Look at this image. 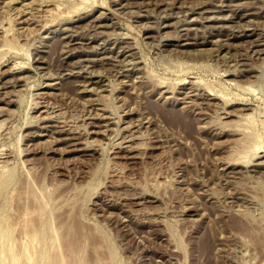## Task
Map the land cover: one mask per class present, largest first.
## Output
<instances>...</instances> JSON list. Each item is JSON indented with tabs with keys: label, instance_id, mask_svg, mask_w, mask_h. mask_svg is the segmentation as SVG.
<instances>
[{
	"label": "rangeland",
	"instance_id": "374dc122",
	"mask_svg": "<svg viewBox=\"0 0 264 264\" xmlns=\"http://www.w3.org/2000/svg\"><path fill=\"white\" fill-rule=\"evenodd\" d=\"M86 1L0 0V232L43 204L85 264H264V0Z\"/></svg>",
	"mask_w": 264,
	"mask_h": 264
},
{
	"label": "bare ground",
	"instance_id": "6f19581e",
	"mask_svg": "<svg viewBox=\"0 0 264 264\" xmlns=\"http://www.w3.org/2000/svg\"><path fill=\"white\" fill-rule=\"evenodd\" d=\"M85 1L86 0H81V3L82 2H84L85 3ZM89 1V0H88ZM80 2V1H79ZM61 4V3H60ZM85 4H87V1H86V3ZM84 4V5H85ZM56 5H58V7L59 8H57V10H61V8L60 7H62L61 5L59 6V3L57 4L56 3ZM79 5H80V3H79ZM79 5H77V6H73V7H71V9H72V13H73V11H79V7H82L81 5L79 6ZM54 6V5H53ZM68 6H71V5H68ZM67 9V8H66ZM69 9V8H68ZM80 10H81V8H80ZM51 11V10H50ZM50 11H49V13H50ZM52 12V11H51ZM54 12V11H53ZM52 12V13H53ZM68 12V11H67ZM66 12V13H67ZM70 12V11H69ZM80 12V11H79ZM57 13V12H56ZM55 13V14H56ZM58 14V13H57ZM69 14V13H68ZM71 14V13H70ZM50 15H52V14H50ZM212 18H213V15H212ZM211 18V19H212ZM219 17H217V19H218ZM223 18V17H222ZM220 20V19H219ZM215 21V20H214ZM227 21V20H226ZM219 22V21H218ZM1 25H3V24H1ZM0 25V26H1ZM10 25H11V23H10ZM5 27V26H4ZM4 27H2L3 29H1V30H3L4 31V43H5V46H7V47H11L12 46V48L15 46V45H13L14 43V41H12V40H9L8 38H7V31L8 30H10V29H8V28H4ZM10 27V26H9ZM167 27V26H166ZM1 28V27H0ZM12 28V27H11ZM0 30V32H2ZM12 30H10V32H11ZM9 32V33H10ZM8 33V34H9ZM246 33V32H245ZM1 34V33H0ZM244 35V34H243ZM241 37V36H240ZM236 38V37H235ZM0 39H1V37H0ZM2 40V41H3ZM189 40H191V39H189ZM192 41V40H191ZM197 41V40H196ZM185 41H182V43H184ZM199 42V41H198ZM197 42V43H198ZM181 43V44H182ZM178 44V43H177ZM176 44V45H177ZM195 43H186V44H182L181 46H184V47H189V46H192V45H194ZM204 44H206V43H204V42H202L201 43V45H204ZM178 47V46H177ZM205 47V46H204ZM180 48V47H179ZM184 49V48H183ZM199 50V49H198ZM185 51V50H184ZM183 51V52H184ZM207 51V50H206ZM188 52H190V51H188ZM201 52H202V50H201ZM204 52V51H203ZM202 52V53H203ZM5 73V72H4ZM25 73V72H24ZM2 74V73H1ZM16 75V74H15ZM25 75V74H24ZM3 76H5V75H3ZM22 77V76H21ZM20 80V79H19ZM8 81V80H7ZM18 81V80H17ZM23 81V80H22ZM25 81V80H24ZM11 82V81H10ZM16 82V81H15ZM26 82V81H25ZM2 83V82H1ZM12 83V82H11ZM10 83V84H11ZM24 83V82H23ZM48 85V84H47ZM10 86V85H9ZM49 86H51V85H49ZM13 87V86H12ZM15 87V86H14ZM50 88V87H49ZM40 94V93H39ZM11 96V95H10ZM6 101V100H5ZM243 110V109H242ZM239 114V113H238ZM173 115V117H179L180 118V114L179 113H177V112H172V114H171V116ZM237 115V114H236ZM241 115H242V117L241 118H243V120L245 121H251V119H250V116L252 117V115L250 114V115H245L244 113L242 114L241 113ZM239 117V118H240ZM242 121V120H241ZM246 123V122H245ZM245 123H243V124H245ZM242 124V125H243ZM250 124V123H249ZM241 125V126H242ZM246 125H247V123H246ZM35 126V125H34ZM248 126H250V125H247V127ZM41 127V126H40ZM246 126H245V128H247ZM44 128V127H43ZM40 134V133H39ZM71 140V139H70ZM247 140V138L245 139V141ZM241 141H243L244 143H245V141H244V138H243V140L241 139ZM250 141V140H249ZM242 142V143H243ZM240 143V142H239ZM251 144H252V142H251ZM73 145V144H72ZM246 145H247V141H246ZM242 146H244V144L242 145ZM246 147V146H245ZM244 147V148H245ZM253 147H254V144H253ZM252 147V145H248L247 146V148L248 149H246V150H242L241 149V151H243L242 153H240L241 151H238L240 154H241V156H240V158L241 159H246V161H247V158L248 159H250L249 157L251 156V154H252V156H255L256 157V155L258 154H256V155H254L255 153V148H253ZM241 148V147H240ZM243 148V149H244ZM33 151V150H32ZM35 151V150H34ZM28 152H29V150H28ZM28 152H26V153H28ZM36 153V152H35ZM239 154V155H240ZM239 157V156H238ZM237 160H238V158H236ZM252 160V159H251ZM241 161V160H240ZM248 162V161H247ZM32 188V187H31ZM31 188H29V189H31ZM24 189V188H23ZM17 190V189H16ZM28 191V190H27ZM30 191V190H29ZM15 192V191H14ZM33 192H35V190H33ZM17 193V192H16ZM24 193V192H23ZM31 193V192H30ZM30 193H29V195H30ZM18 194V193H17ZM32 194V193H31ZM37 194V193H36ZM35 193H34V195H36ZM18 196H20V194H18ZM27 196H28V193H27ZM37 196V195H36ZM29 197V196H28ZM42 197V196H41ZM20 198H21V196H20ZM33 198V197H32ZM34 198H35V196H34ZM37 200L36 201H38L39 200V198L37 197L36 198ZM43 199H44V197H43ZM17 200V199H16ZM28 200V199H27ZM26 200V201H27ZM35 201V200H34ZM40 201V200H39ZM42 201H44V200H41V202ZM20 202V201H19ZM33 203H36V202H33ZM37 203H40V202H37ZM36 203V204H37ZM44 204H46V203H44ZM45 205H43V204H40L39 205V207L37 208V207H35V208H30V207H28V206H25V208H26V211H25V215H23V216H27V218H24V220H23V222H21L20 224V226H21V232H22V234L24 235V237H25V239L26 240H22V239H19L20 241H17L15 238H14V231H16V227L14 226V225H9L6 229H4L5 231L3 232V233H1L0 232V234H2L1 236L2 237H0V238H2L3 239V237H4V241H5V243L4 244H2L3 242H1V244H0V264H85V256H84V254H85V252L83 251V246L84 245H82V246H80L79 245V238L81 237V233H79L78 231H74V232H72V235H73V239H72V241H70L69 243H67V245H66V251H67V255L68 256H66L65 254L63 255V253L61 254L60 252H63V250L62 251H59L58 250V248L59 247H57V248H54L53 247V245L54 244H49V243H51V242H48L49 240H47V237L49 236L48 234V232L49 231H51L52 232V230H51V228L49 229V227L47 226L49 223H47V225H46V223L44 224V215H45V209H47V207L45 208L44 207ZM32 209V210H31ZM21 220H22V218H20ZM19 219V220H20ZM11 220V219H10ZM13 221V220H12ZM20 222V221H19ZM7 224V223H6ZM10 224H12V223H10ZM236 224L237 223H235L234 225L236 226ZM50 227H52V226H50ZM73 227V226H72ZM3 228V227H2ZM14 228H16L15 230H14ZM84 228V227H83ZM3 230V229H2ZM20 230V229H19ZM72 230H74V229H72ZM67 231V230H66ZM68 231H69V229H68ZM71 231V230H70ZM85 231V230H84ZM83 231V232H84ZM17 233V232H16ZM52 234V233H51ZM89 234V233H88ZM20 237H21V235H19ZM85 236V235H84ZM90 236V235H89ZM17 237V236H16ZM23 237V236H22ZM54 237H55V235H54ZM51 238V237H50ZM53 239V238H52ZM58 239V238H57ZM82 239V238H81ZM50 241H53V240H50ZM58 242H59V239H58ZM64 242V241H63ZM53 243H54V241H53ZM87 243V242H86ZM56 244V243H55ZM63 244V243H62ZM57 245H60V243L59 244H57ZM86 245H88V244H86ZM100 246V245H99ZM86 247V246H85ZM54 248V249H53ZM87 248V247H86ZM85 248V249H86ZM84 249V250H85ZM99 250V249H98ZM94 251V250H93ZM84 252V253H83ZM95 254H96V252H95ZM98 254V253H97ZM72 258H74L75 260H71ZM87 259V258H86ZM102 259V258H101ZM105 259V258H104ZM108 260V259H107ZM94 264H105V263H103L101 260H99V259H97L96 261H95V263Z\"/></svg>",
	"mask_w": 264,
	"mask_h": 264
}]
</instances>
